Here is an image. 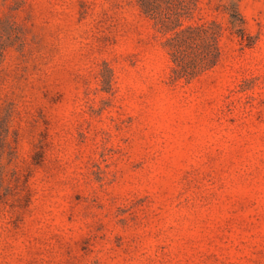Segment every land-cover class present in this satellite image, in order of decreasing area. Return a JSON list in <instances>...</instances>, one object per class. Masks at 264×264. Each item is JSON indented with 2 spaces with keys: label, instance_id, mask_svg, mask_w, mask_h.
<instances>
[{
  "label": "rangeland",
  "instance_id": "1",
  "mask_svg": "<svg viewBox=\"0 0 264 264\" xmlns=\"http://www.w3.org/2000/svg\"><path fill=\"white\" fill-rule=\"evenodd\" d=\"M0 264H264V0H0Z\"/></svg>",
  "mask_w": 264,
  "mask_h": 264
}]
</instances>
